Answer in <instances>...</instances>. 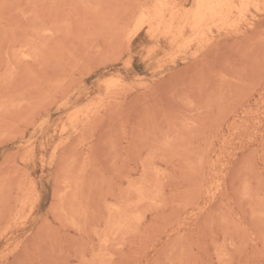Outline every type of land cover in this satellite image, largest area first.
<instances>
[{"label": "rangeland", "instance_id": "rangeland-1", "mask_svg": "<svg viewBox=\"0 0 264 264\" xmlns=\"http://www.w3.org/2000/svg\"><path fill=\"white\" fill-rule=\"evenodd\" d=\"M154 2L0 0V264H264V0Z\"/></svg>", "mask_w": 264, "mask_h": 264}, {"label": "bare ground", "instance_id": "bare-ground-1", "mask_svg": "<svg viewBox=\"0 0 264 264\" xmlns=\"http://www.w3.org/2000/svg\"><path fill=\"white\" fill-rule=\"evenodd\" d=\"M255 1L256 0H194L193 8L191 10H189V11H185L187 9H185V10L177 9L178 7H176V6H175L176 9H175V8H172V7L168 6L169 1L165 2L163 0H155L154 6H152L151 9H148V10L145 9V10H142L140 12V16H139V19H138L137 24H136L135 27H137V28L140 27L141 28L142 25H146V28H148V31L150 33H152V36H153V33L157 32L158 34L160 33L161 36H165L166 38L170 39V41L177 42L178 40H182V38L185 36L186 32H190L191 33L190 35H193L194 37H199L200 35H203L206 32V30L210 31V27H213V26H215V27L224 26L225 25L224 23H227V20L231 17L232 14L235 13L236 15L237 14L241 15L243 13V11H245L246 8H248L249 5L255 4ZM173 3H174V1H173ZM257 3H256L255 6H258ZM179 4H180V2H179ZM175 5H177V4H175ZM258 7H261L260 4H259ZM242 18H243V16H242ZM240 21H242V20H240ZM235 22L238 24L237 21H235ZM236 23H234V24L236 25ZM239 24H240V22H239ZM231 25H233V23H231L230 26ZM235 25H233V27H235ZM137 28H136V30L139 31L138 30L139 28L138 29ZM149 32H146V33H149ZM131 34H133L132 36H134L133 31H132ZM136 34H137V32H136ZM209 34H210V32H209ZM189 39H188V43L190 44V42L192 40H189ZM194 39L195 38H193V40ZM186 41H184V42H186ZM210 41H211V39H210ZM181 46L183 48V45H181ZM146 56H147V54H146ZM168 59H170V58H168ZM115 81L116 80H114V82ZM109 82H107V83H105V85L104 84L103 85L107 88V85H109ZM115 84L118 85V83H115ZM111 88H112L111 90H113L114 86L111 87ZM99 99H101V98L99 97ZM76 111H77V109H76ZM92 112L94 113V110ZM69 117H70V115H69ZM70 121L71 120H69L68 122H70ZM60 128H63V127H60ZM60 130H59V132L61 133ZM222 188H223V186H222ZM216 189H218V188H216ZM213 199H214V197H213Z\"/></svg>", "mask_w": 264, "mask_h": 264}]
</instances>
